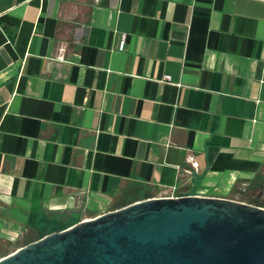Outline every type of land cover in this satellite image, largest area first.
I'll return each instance as SVG.
<instances>
[{"label":"crops","instance_id":"1","mask_svg":"<svg viewBox=\"0 0 264 264\" xmlns=\"http://www.w3.org/2000/svg\"><path fill=\"white\" fill-rule=\"evenodd\" d=\"M172 187L264 198V0H0L9 252Z\"/></svg>","mask_w":264,"mask_h":264},{"label":"water","instance_id":"2","mask_svg":"<svg viewBox=\"0 0 264 264\" xmlns=\"http://www.w3.org/2000/svg\"><path fill=\"white\" fill-rule=\"evenodd\" d=\"M0 264H264V207L148 197L45 233Z\"/></svg>","mask_w":264,"mask_h":264},{"label":"built area","instance_id":"3","mask_svg":"<svg viewBox=\"0 0 264 264\" xmlns=\"http://www.w3.org/2000/svg\"><path fill=\"white\" fill-rule=\"evenodd\" d=\"M125 46V38L124 36L122 37V39L119 41V44H118V50H123ZM163 79H169V76L168 75H165L163 76ZM163 196H166V197H174V196H177L176 193H175V189L174 187H172L168 193L164 194Z\"/></svg>","mask_w":264,"mask_h":264},{"label":"trees","instance_id":"4","mask_svg":"<svg viewBox=\"0 0 264 264\" xmlns=\"http://www.w3.org/2000/svg\"><path fill=\"white\" fill-rule=\"evenodd\" d=\"M253 204L264 207V198H263V199H255V200L253 201ZM26 243H28V242H26ZM26 243H24V244H26ZM5 244H6V243L0 241V257H1L2 255H6L7 253H9V249H8V248H7L6 250H3ZM24 244H23V245H24ZM2 253H3V254H2ZM1 254H2V255H1Z\"/></svg>","mask_w":264,"mask_h":264},{"label":"rangeland","instance_id":"5","mask_svg":"<svg viewBox=\"0 0 264 264\" xmlns=\"http://www.w3.org/2000/svg\"><path fill=\"white\" fill-rule=\"evenodd\" d=\"M7 248H11V247H9V243H8V244H5L3 250H6ZM2 254H3V253H2Z\"/></svg>","mask_w":264,"mask_h":264}]
</instances>
